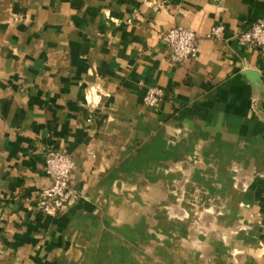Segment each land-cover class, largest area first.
Wrapping results in <instances>:
<instances>
[{
  "label": "crops",
  "instance_id": "1",
  "mask_svg": "<svg viewBox=\"0 0 264 264\" xmlns=\"http://www.w3.org/2000/svg\"><path fill=\"white\" fill-rule=\"evenodd\" d=\"M256 19L264 0H0V264H264V53L233 38ZM173 26L197 59L169 60ZM47 149L80 193L55 215Z\"/></svg>",
  "mask_w": 264,
  "mask_h": 264
},
{
  "label": "built area",
  "instance_id": "2",
  "mask_svg": "<svg viewBox=\"0 0 264 264\" xmlns=\"http://www.w3.org/2000/svg\"><path fill=\"white\" fill-rule=\"evenodd\" d=\"M224 28L212 26L205 38L222 39ZM240 46H253L264 53V22L260 19L242 28L233 37ZM160 42L166 50L167 57L173 63H185L197 59L200 37L187 27L173 26L160 35ZM159 91L148 88L144 94V103L154 108L161 102ZM44 172L52 184L36 194L35 207L45 213L55 215L62 208L79 198V191L72 181L75 170L73 158L65 152L47 149L44 152Z\"/></svg>",
  "mask_w": 264,
  "mask_h": 264
}]
</instances>
